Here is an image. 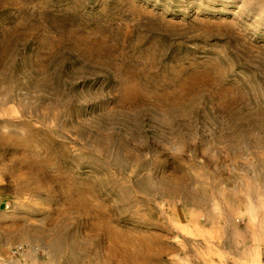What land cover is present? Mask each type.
<instances>
[{
    "label": "rangeland",
    "instance_id": "rangeland-1",
    "mask_svg": "<svg viewBox=\"0 0 264 264\" xmlns=\"http://www.w3.org/2000/svg\"><path fill=\"white\" fill-rule=\"evenodd\" d=\"M253 257L264 0H0V264Z\"/></svg>",
    "mask_w": 264,
    "mask_h": 264
},
{
    "label": "crops",
    "instance_id": "crops-1",
    "mask_svg": "<svg viewBox=\"0 0 264 264\" xmlns=\"http://www.w3.org/2000/svg\"><path fill=\"white\" fill-rule=\"evenodd\" d=\"M255 254V253H254ZM256 256V255H255ZM254 258V257H253ZM251 264H259V262H258V260H257V257H255L253 260H252V262H251Z\"/></svg>",
    "mask_w": 264,
    "mask_h": 264
}]
</instances>
